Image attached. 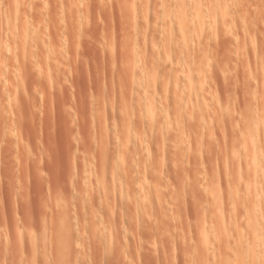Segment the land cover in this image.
Returning <instances> with one entry per match:
<instances>
[{"label": "rangeland", "instance_id": "1", "mask_svg": "<svg viewBox=\"0 0 264 264\" xmlns=\"http://www.w3.org/2000/svg\"><path fill=\"white\" fill-rule=\"evenodd\" d=\"M14 5L0 264H264V0H22L21 34Z\"/></svg>", "mask_w": 264, "mask_h": 264}, {"label": "bare ground", "instance_id": "2", "mask_svg": "<svg viewBox=\"0 0 264 264\" xmlns=\"http://www.w3.org/2000/svg\"><path fill=\"white\" fill-rule=\"evenodd\" d=\"M14 1H15V5H14V6H15V9H14V16L11 17V18H10V17L6 18L7 16H6V17H3V20L6 18L7 22H6V21H5V22L8 24V27H10V29L12 28V32H13V28H18V27H19V28H18V31H19V33L21 34V33H22V30H23V26L20 25V23L23 21V17H22V19H20V16H19V13H20V12H19V10H18V7L21 5L22 0H14ZM24 1H25V0H24ZM32 2H33V0H32ZM5 3H6V2H5ZM5 3H4V4H5ZM29 3H30V1H29ZM153 3H154V2H153ZM48 4H49V3H48ZM24 5H26V4L24 3ZM50 5H51V4H50ZM64 7H65V6H64ZM50 8H51V7H50ZM87 8H88V7H87ZM24 9H25V7H24ZM99 9H100V8H99ZM22 10H23V7H22ZM2 11H3V10H2ZM5 11H6V10H5ZM24 11H25V10H24ZM36 11H37V10H35V12H36ZM48 12H49V11H48ZM78 12H79V11H78ZM110 12H111V11H110ZM169 12H170V11H169ZM8 13H9V12H8ZM51 13H52V12H51ZM4 14H5V13H4ZM6 14H7V13H6ZM115 14H116V12H115ZM133 15H134V14H133ZM39 16H40V15H39ZM119 16H120V15H119ZM62 19H63V18H62ZM115 20H116V19H115ZM19 22H20V23H19ZM23 22H24V21H23ZM36 22H37V21H36ZM18 23H19V24H18ZM25 23H26V22H25ZM7 24H6V26H7ZM21 24L24 25V23H21ZM63 24H64V23H63ZM1 25H2V23H1ZM45 25H46V24H45ZM134 25H136V24H134ZM25 28H26V27H25ZM25 28H24V29H25ZM29 28H30V27H29ZM5 29H6V27H5ZM10 29H9V32H10ZM14 30H15V29H14ZM131 30H132V29H131ZM135 30H136V29H135ZM5 31H6V30H5ZM5 31H4V32H5ZM35 31H36V30H35ZM16 32H17V31H16ZM7 33H8V32H7ZM7 33H6L5 36H7ZM32 33H33V32H32ZM134 33H135V32H134ZM227 33H228V32H227ZM8 34H9V33H8ZM15 34H16V33H15ZM224 34H225V33H224ZM58 35H59V34H58ZM3 36H4V35H3ZM5 36H4V37H5ZM16 37H17V35H16ZM18 37H19V35H18ZM20 37H21V36H20ZM230 37H231V36H230ZM13 38H15V36H14ZM13 38L11 39V37H10V40H14ZM141 38H142V37H141ZM18 39H19V38H18ZM37 39H38V37H37ZM92 39H93V38H92ZM5 40H6V38H5ZM10 40H9V41H10ZM32 40H33V39H32ZM193 41H194V40H193ZM10 42H11V41H10ZM58 42H59V41H58ZM129 43H130V42H129ZM89 44H90V43H89ZM20 46H21V45H20ZM5 51H6V50H5ZM129 52H130V51H129ZM1 53H2V52H1ZM130 59H131V58H130ZM160 61H161V60H160ZM1 62H2V60H1ZM138 62H139V61H138ZM1 64H2V63H1ZM131 64H132V62H131ZM27 67H28V66H27ZM170 69H171V68H170ZM137 70H138V69H137ZM177 70H178V69H177ZM0 76H1V75H0ZM95 76H96V75H95ZM155 82H156V81H155ZM155 82H154V83H155ZM155 84H157V83H155ZM158 85H159V84H158ZM158 85H157V86H158ZM137 86H138V85H137ZM153 87H154V86H153ZM127 88H128V87H127ZM132 88H133V87H132ZM155 89H156V88H155ZM133 90H134V88H133ZM130 91H131V90H130ZM133 93H134V92H133ZM130 94H131V93H130ZM131 95H132V94H131ZM129 97H130V96H129ZM174 99H175V98H174ZM172 101H173V100H172ZM134 102H135V101H134ZM179 102H180V101H179ZM132 103H133V102H132ZM226 103H227V102H226ZM98 105H99V104H98ZM134 108H135V107H134ZM150 110H151V109H149V112H150V113H149V112L147 113L150 117H149L148 115H147V116H148L149 118H153V117H154V113L152 114V111H150ZM218 112H219V111H218ZM219 114H220V113H219ZM230 114H231V113H230ZM18 115H19V114H18ZM254 115H255V114H254ZM261 116H262V115H261ZM16 117H17V116H16ZM17 118H18V117H17ZM259 118H260V117H259ZM18 119H19V118H18ZM99 119H100V118H99ZM263 120H264V119H263ZM149 124H150V123H149ZM6 128H7V127H6ZM125 135H126V134H125ZM247 148H248V147H247ZM7 151H8V150H7ZM252 152H253V151H252ZM9 155H10V154H9ZM105 155H106V154H105ZM121 155H122V153H121ZM249 156H250V155H249ZM130 157H131V156H130ZM131 158H132V157H131ZM250 158H251V157H250ZM260 160H261V159H260ZM249 161H250V160H249ZM257 161H258V159H257ZM259 162H260V161H259ZM256 163H257V162H256ZM121 164H122V162H121ZM134 165H135V164H134ZM120 166H121V165H120ZM125 166H126V165H125ZM128 166H129V165H128ZM255 166H256V165H255ZM83 168H84V167H83ZM250 168H251V167H250ZM121 169H122V171H123V168H121ZM121 169H118V170H121ZM83 170H84V169H83ZM249 170H250V169H249ZM252 170H253V168H252ZM157 171H158V170H157ZM231 171H232V170H231ZM260 172H261V170H260ZM224 175H225V174H224ZM255 175H256V174H255ZM260 175H261V174L258 173L257 176H260ZM1 176H2V175H1ZM251 177H252V176H251ZM7 178H8V176H7ZM259 178H260V177H258V179H259ZM262 178H263V181H264V176L261 175L260 180L257 179L258 182H259V181H260V182H263V181H262ZM243 180H244V179H243ZM84 181H85V180H84ZM253 181H254V180H253ZM223 182H224V181H223ZM241 183H242V182H241ZM251 184H253V182H252ZM258 184H259V183H258ZM81 185H82V184H81ZM225 185H226V184H225ZM253 185L255 186V184H253ZM226 186H227V185H226ZM252 187H253V186H252ZM244 188H245V186H244ZM86 191H87V190H86ZM251 191H252V190H251ZM119 193H120V192H119ZM249 193L251 194V192H249ZM89 195H91V194H89ZM257 199H258V198H257ZM261 199H262V201H263L264 198L262 197ZM251 201H252V200H251ZM262 201H259V199H258V201H257V200H254V203H255V204L253 203V204H254L253 208L255 209L256 212H257V210H258V212H259V208H258V207H259V204H258V203H259V202L261 203ZM263 202H264V201H263ZM59 205H60V204H59ZM262 205H263V204L261 203V206H262ZM235 207H236V206H235ZM262 207H264V205H263ZM250 208H251V207H250ZM260 208H261V207H260ZM57 209H58V208H57ZM239 209H240V208H239ZM249 211H250V210H249ZM253 211H254V210H253ZM66 213H67V212H66ZM250 213H251V211H250ZM254 213H255V212H254ZM260 213H261V212H260ZM255 214H256V213H255ZM68 215H69V214H68ZM258 215H259V214H258ZM258 215H256V216H258ZM53 216H54V215H53ZM249 216H250V215H249ZM60 217H61V216H60ZM65 217H66V216H64V218H65ZM73 217H74V216H73ZM90 217H91V216H90ZM211 218H212V217H211ZM253 218H254V217H253ZM62 219H63V217H62ZM71 220H72V219H71ZM212 220H213V219H212ZM215 220H216V219H214V221H215ZM61 221H62V220H61ZM251 221H252V225H251L250 227H252V231H254L253 234L255 233V231L257 232L258 229H259L260 227H261L262 229L264 228V227H263L264 224H263V226H262V225L260 224L259 220H257V217H256V219H253V220H251ZM216 222H217V221H216ZM45 223H46V222H45ZM60 223H61V222H60ZM84 223H85V222H84ZM213 223H214V222H213ZM263 223H264V222H263ZM72 224H73V223H72ZM216 224H217V223H216ZM65 225H66V222H65ZM62 226H63V228L66 227V226H64V223H63ZM214 226H215V225H214ZM214 226H213V227H214ZM91 227H92V225H91ZM218 227H220V225H219ZM94 228H95V227H94ZM90 229H91V228H90ZM216 229H217V231H218V229H219V228H217V225L215 226V229H213V230H215V231H212V232H211V237H213V239L215 238V240L217 239L216 237H220V236H219L220 234H219V232L216 231ZM246 229H247V228H246ZM262 229H261V230L258 232V234H257L258 236H259V235H260V236H259V237H258V236H255V237H258L259 239H262V238H263V237H261V234H260V233L264 232ZM42 230H43V229H42ZM59 230H60V229H59ZM65 230H66V229H65ZM219 230H220V229H219ZM62 231H63V230H62ZM261 231H262V232H261ZM63 232H64V234L62 233V234H60V235H63V236H64L65 234H67V233H65L66 231H63ZM213 232H215V233H217V234H214ZM212 233H213V234H212ZM48 234H49V233H48ZM75 234H76V233H75ZM90 234H91V233H90ZM60 235H59V236H60ZM67 235H68V234H67ZM217 235H218V236H217ZM57 236H58V235H57ZM57 236H56V238H55V244H56V242H57L58 240H60V239L62 238L61 241H59V242H61V243L64 242V243H62V245L64 246V244L66 243V242H65V239H64V238H66V235L64 236V238H63V236H61L60 238H59V236H58V237H57ZM80 237H81V236H80ZM253 237H254V236H253ZM67 238H69V237L67 236ZM67 238H66V241H68ZM78 238H79V237H78ZM208 238H209V236H208ZM56 239H58V240L56 241ZM218 239H219V238H218ZM218 239H217V240H218ZM252 239H253V238H252ZM259 239H257V243L255 244V246H256V245H259V242H261V241H259ZM62 240H64V241H62ZM217 240H216V241H217ZM254 240H255V238H254ZM258 241H259V242H258ZM40 242H41V241H40ZM59 242H57V243L59 244ZM30 243H31V242H30ZM32 243H33V242H32ZM53 243H54V242H53ZM75 243H76V242H75ZM262 243H264V238H263V240H262ZM262 243H260V245L264 247V245H262ZM55 244H53L52 247H55V246H56ZM58 244H57V246H56V247H58L57 250L60 249V245H58ZM251 244H252V243H251ZM49 245H50V244H49ZM67 245H68V244H67ZM69 245H70V244H69ZM69 245H68V246H69ZM43 246H44V245H43ZM46 246H47V245H46ZM242 246H243V245H242ZM50 247H51V246H50ZM61 247H62V246H61ZM73 247H74V246H73ZM46 248H47V247H46ZM257 248H259V246H258ZM260 248H261V250H260L259 252L262 251V247H260ZM260 248H259V249H260ZM67 249H68V247H67ZM48 250H49V249H48ZM55 250H56V249H55ZM57 250H56V251H57ZM254 250H258V249L255 248ZM44 252H45V251H44ZM53 252H54V251H53ZM63 252H64V251H63ZM262 252L264 253V249H263ZM262 252H261L260 254H262ZM56 253H57V252H55L54 254L56 255ZM228 253H229V252H228ZM241 253H242V252H241ZM59 254H60V253H59ZM226 254H227V253H226ZM253 254L256 255V252H253ZM253 254H252V255H253ZM55 255H54V256H55ZM246 255H247V254H246ZM250 255H251V254H250ZM254 255L252 256V258L254 257ZM257 255H258V253H257ZM257 255H256V256H257ZM44 256H45V255H44ZM214 256H215V255H214ZM227 256H229V255L227 254ZM256 256H255V258H256ZM56 257H57V255H56ZM215 257H216V256H215ZM243 257H244V256H243ZM243 257L240 255L239 259H238L237 262H235V263H236V264H246L245 261H247L249 258L246 260V259H244ZM52 258H54V257H52ZM65 258H66V257H65ZM213 258H214V257H213ZM250 258H251V257H250ZM255 258H253V259H255ZM50 259H51V258H50ZM57 259H58V258H57ZM61 259H62V258H61ZM67 259H68V257H67ZM215 259H216V258H215ZM229 259H230V258H229ZM46 260H47V258H46ZM49 261H50V260H49ZM220 261H221L220 264H230V262H231L230 260H229L230 262H229L228 260H226V261H225V260H220ZM53 262H54V261H53ZM53 262H52V263H53ZM68 263H69V262H68ZM214 263H215V262H213L212 264H214ZM232 263H233V261H232ZM46 264H47V263H46ZM210 264H211V262H210ZM247 264H248V263H247ZM262 264H263V262H262Z\"/></svg>", "mask_w": 264, "mask_h": 264}]
</instances>
